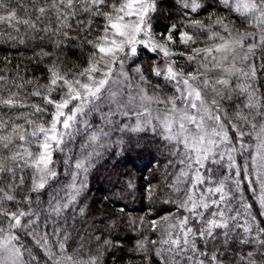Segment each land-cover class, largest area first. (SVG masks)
Returning <instances> with one entry per match:
<instances>
[{
    "label": "snow or ice",
    "instance_id": "6c2138e0",
    "mask_svg": "<svg viewBox=\"0 0 264 264\" xmlns=\"http://www.w3.org/2000/svg\"><path fill=\"white\" fill-rule=\"evenodd\" d=\"M159 18L177 22L158 31ZM0 26L43 65L0 68V264L115 257V221L76 227L112 145L133 167L147 152L166 168L171 207L128 221L159 234L138 243L143 264L264 261V0H0Z\"/></svg>",
    "mask_w": 264,
    "mask_h": 264
},
{
    "label": "trees",
    "instance_id": "16d2710c",
    "mask_svg": "<svg viewBox=\"0 0 264 264\" xmlns=\"http://www.w3.org/2000/svg\"><path fill=\"white\" fill-rule=\"evenodd\" d=\"M162 11L164 15L168 14L166 8ZM173 12L175 15H179L175 10ZM201 19L206 20V17H201ZM174 22L177 21L159 18L154 21V25L158 31H161ZM2 29L3 26H0V68H5L3 60L4 57H7L11 61L6 68L9 76L16 74L15 66L19 64L21 65L20 74L42 77L43 65L37 67L30 60L34 45L31 42L27 46L15 45L3 37ZM21 34L23 35V31ZM73 62H77L75 58H73ZM40 82L43 83L44 80L41 79ZM89 119L99 121V117L95 115ZM133 135L136 139L143 136L142 133ZM120 136L121 134L116 132L112 134L111 139L116 140ZM126 139L127 137H125ZM80 143L81 137L78 136L73 146L76 155H79ZM141 143L143 144L144 140H141ZM101 152L102 154L95 159V163L87 173V187L80 197L82 203L77 206L78 208L83 207L85 214L83 217H76L78 221L76 227L82 232L91 230L89 232L91 235L92 232L106 229L115 221L119 227L114 235L119 237L117 248L120 250L116 251L115 257H109L106 253L104 258L106 264H143L142 253L137 250L138 243L145 237L158 239L159 234H153L150 229L139 225L131 226L128 221L143 218L147 223L156 216V209L171 207V205L163 204L164 197L160 195L161 191H167V189H161L166 168L163 164L153 160L147 152L139 156L135 152L132 153V158L135 159V167L124 159V153L118 145H112L106 151L101 150ZM113 153L115 154L113 155ZM156 155L158 160H163L159 153ZM129 180L134 187H128ZM149 181L157 189L156 196L151 200L147 193L142 191ZM61 182L67 183V178L61 177ZM161 214L164 213L161 212ZM101 221L104 223H100ZM142 232L143 236L141 235ZM241 247L244 248V246ZM244 250L248 249L245 248ZM109 251L112 249L110 248ZM258 264H264V261H258Z\"/></svg>",
    "mask_w": 264,
    "mask_h": 264
}]
</instances>
